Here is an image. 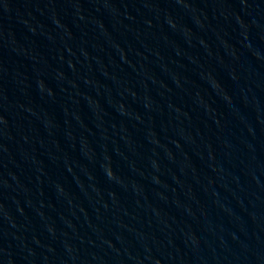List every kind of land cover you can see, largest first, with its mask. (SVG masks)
Wrapping results in <instances>:
<instances>
[{"label":"water","instance_id":"obj_1","mask_svg":"<svg viewBox=\"0 0 264 264\" xmlns=\"http://www.w3.org/2000/svg\"><path fill=\"white\" fill-rule=\"evenodd\" d=\"M0 264H264V0H0Z\"/></svg>","mask_w":264,"mask_h":264}]
</instances>
